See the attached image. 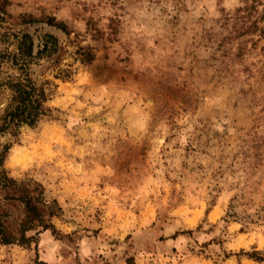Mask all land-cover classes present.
<instances>
[{
    "label": "rangeland",
    "instance_id": "rangeland-1",
    "mask_svg": "<svg viewBox=\"0 0 264 264\" xmlns=\"http://www.w3.org/2000/svg\"><path fill=\"white\" fill-rule=\"evenodd\" d=\"M0 9V39L50 33L72 71L43 75L50 117L3 138L8 175L40 183L60 213L35 245L0 244V264H264L239 254L264 251V0ZM44 16L69 35L21 23ZM255 19L263 35L242 30ZM76 42L94 48L89 64L74 60Z\"/></svg>",
    "mask_w": 264,
    "mask_h": 264
},
{
    "label": "trees",
    "instance_id": "trees-1",
    "mask_svg": "<svg viewBox=\"0 0 264 264\" xmlns=\"http://www.w3.org/2000/svg\"><path fill=\"white\" fill-rule=\"evenodd\" d=\"M0 12H3L0 9ZM22 24L44 23L62 32L66 37L69 31L62 21L53 16L40 19L22 18ZM245 33L260 32L258 20L243 25ZM107 28L111 29L109 25ZM88 34L96 38V28H90ZM77 36V35H76ZM70 42V41H68ZM74 60L80 64H89L94 58V48L89 44H74ZM64 46L58 43L54 35L43 33L34 42L25 31L8 32L0 39V244H17L23 247L34 245L36 233L44 230L54 231L51 218L60 213L54 199L47 200L43 187L33 179L17 180L8 175L3 167L4 157L10 142L3 141L6 136L15 138L23 127H34L45 117H50L53 109L47 105L54 84L43 77L46 72H54L53 78L66 81L72 74L70 64L61 67ZM42 62L40 63V61ZM39 68V73L33 70ZM36 76L38 78H36ZM27 233H33L28 235ZM255 261L264 260V251H242Z\"/></svg>",
    "mask_w": 264,
    "mask_h": 264
},
{
    "label": "bare ground",
    "instance_id": "bare-ground-1",
    "mask_svg": "<svg viewBox=\"0 0 264 264\" xmlns=\"http://www.w3.org/2000/svg\"><path fill=\"white\" fill-rule=\"evenodd\" d=\"M45 148H46V147H45ZM45 148H44V149H45ZM36 151H37V147H36V146H35V147L33 146V147H32V151H31L30 153L34 155V154L36 153ZM38 152H39V151H38ZM36 154H37V153H36ZM25 155H26V154H25Z\"/></svg>",
    "mask_w": 264,
    "mask_h": 264
}]
</instances>
